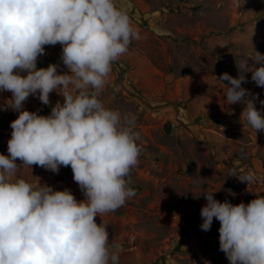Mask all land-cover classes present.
<instances>
[{
    "label": "clouds",
    "instance_id": "clouds-1",
    "mask_svg": "<svg viewBox=\"0 0 264 264\" xmlns=\"http://www.w3.org/2000/svg\"><path fill=\"white\" fill-rule=\"evenodd\" d=\"M140 39L116 0H0V91L11 93L8 107L18 113L8 155L0 154V264H120L107 224L96 218L136 195L130 175L139 164L141 137L134 113L106 107L100 97L114 62ZM56 44L67 71L59 73L56 64L38 69L45 46ZM254 53L259 67L250 68L248 57L237 65L238 77L225 72L217 79L228 105H246L241 118L257 133L264 131V100L258 110V96L241 87L251 71L264 88V54ZM53 91L63 103L49 115L24 108L30 96L50 104ZM33 165L55 174L70 166L85 199L38 177H17ZM230 176L255 181L251 173ZM213 193L204 194L201 229L209 231L214 218L220 222L219 247L229 264H264V196L233 205Z\"/></svg>",
    "mask_w": 264,
    "mask_h": 264
},
{
    "label": "rangeland",
    "instance_id": "rangeland-1",
    "mask_svg": "<svg viewBox=\"0 0 264 264\" xmlns=\"http://www.w3.org/2000/svg\"><path fill=\"white\" fill-rule=\"evenodd\" d=\"M141 39L112 66L100 99L106 107L136 115L142 148L130 175L136 195L124 206L97 217L108 226L109 242L120 264H229L219 247L220 222L205 232L204 194L220 202L247 204L264 196V131L255 132L241 113L244 103L228 105L217 79L238 77L237 65L259 67L251 58L264 54V0H116ZM62 46H45L37 68L58 65ZM26 75V73H21ZM241 87L258 96L264 88L244 73ZM225 84L228 82L225 81ZM251 98V97H249ZM11 93L0 91V154L8 155L10 123L18 113L8 107ZM50 104L30 96L28 111L49 115L63 97L53 91ZM264 115V110H262ZM17 164L21 162L17 160ZM253 174L255 181L236 176ZM28 182L70 189L85 199L69 167L58 174L33 165L17 174Z\"/></svg>",
    "mask_w": 264,
    "mask_h": 264
}]
</instances>
